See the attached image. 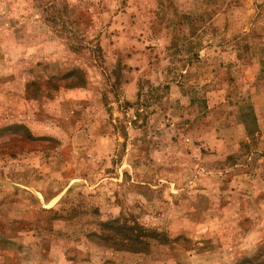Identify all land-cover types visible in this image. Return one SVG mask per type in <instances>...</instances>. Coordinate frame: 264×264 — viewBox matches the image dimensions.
Listing matches in <instances>:
<instances>
[{
	"label": "rangeland",
	"instance_id": "374dc122",
	"mask_svg": "<svg viewBox=\"0 0 264 264\" xmlns=\"http://www.w3.org/2000/svg\"><path fill=\"white\" fill-rule=\"evenodd\" d=\"M55 1L0 4V264H264V0Z\"/></svg>",
	"mask_w": 264,
	"mask_h": 264
},
{
	"label": "trees",
	"instance_id": "16d2710c",
	"mask_svg": "<svg viewBox=\"0 0 264 264\" xmlns=\"http://www.w3.org/2000/svg\"><path fill=\"white\" fill-rule=\"evenodd\" d=\"M40 4V8L41 9H52L54 12V21H58L59 18V7L56 4V1L54 0L53 2L50 3H44V0H37ZM7 3V0H0V4L3 3ZM8 4V3H7ZM48 6V7H47ZM1 17V16H0ZM52 21V18L50 19ZM14 127H18V125L16 126H8L7 128H4L2 131H0L1 133H7V131L9 129H13ZM12 132V131H11ZM103 225L109 226V229H113L112 226L114 227L113 230H115L116 232L114 233L113 230H110L111 234L105 235L104 233H102L104 236V239L106 240H111L114 239L115 237H117L118 235L122 234L123 237L120 239L122 242L127 241L130 243L140 241L143 242V238L148 237V235H150L153 238L156 239H160L161 241H167L168 239H166V235H164L163 233H154V231H150V230H142V229H138V231L135 229V227L128 225L127 223H121L119 220H108L106 222L103 223ZM114 233V234H113ZM98 236V234H97ZM116 244V243H114ZM117 245V244H116Z\"/></svg>",
	"mask_w": 264,
	"mask_h": 264
}]
</instances>
